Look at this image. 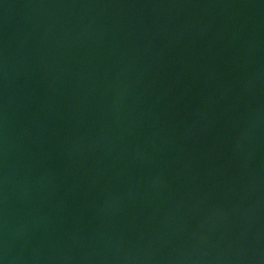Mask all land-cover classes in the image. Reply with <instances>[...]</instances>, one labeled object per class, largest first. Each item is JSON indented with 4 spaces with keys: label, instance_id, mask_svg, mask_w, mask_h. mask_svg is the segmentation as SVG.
<instances>
[{
    "label": "water",
    "instance_id": "obj_1",
    "mask_svg": "<svg viewBox=\"0 0 264 264\" xmlns=\"http://www.w3.org/2000/svg\"><path fill=\"white\" fill-rule=\"evenodd\" d=\"M0 264H264V0H0Z\"/></svg>",
    "mask_w": 264,
    "mask_h": 264
}]
</instances>
